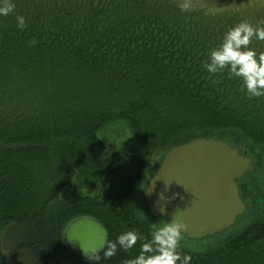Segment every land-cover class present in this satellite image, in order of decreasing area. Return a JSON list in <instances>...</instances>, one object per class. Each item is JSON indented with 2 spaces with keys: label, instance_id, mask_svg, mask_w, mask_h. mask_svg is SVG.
<instances>
[{
  "label": "trees",
  "instance_id": "obj_1",
  "mask_svg": "<svg viewBox=\"0 0 264 264\" xmlns=\"http://www.w3.org/2000/svg\"><path fill=\"white\" fill-rule=\"evenodd\" d=\"M245 1L192 0L181 12L182 0H10L15 10L0 16V264L16 256L25 264H125L141 241L85 258L65 245L63 231L90 217L108 242L132 230L148 238L135 190L151 161L175 146L221 140L264 168V97L250 99L239 80L204 67L230 28L264 26V6ZM250 47L264 52V41ZM115 122L131 131L127 148L98 138ZM259 178L236 182L253 213L241 231L203 253L179 247L191 264H264Z\"/></svg>",
  "mask_w": 264,
  "mask_h": 264
},
{
  "label": "water",
  "instance_id": "obj_2",
  "mask_svg": "<svg viewBox=\"0 0 264 264\" xmlns=\"http://www.w3.org/2000/svg\"><path fill=\"white\" fill-rule=\"evenodd\" d=\"M252 165L251 158L221 140L200 138L175 146L163 156L142 193L148 214L165 223L175 218L187 226L183 235L190 239L221 233L246 211L236 182L255 171ZM62 238L85 258L94 257L85 254L91 249L100 250L96 255L103 252L108 242L105 228L90 217L71 220Z\"/></svg>",
  "mask_w": 264,
  "mask_h": 264
},
{
  "label": "clouds",
  "instance_id": "obj_3",
  "mask_svg": "<svg viewBox=\"0 0 264 264\" xmlns=\"http://www.w3.org/2000/svg\"><path fill=\"white\" fill-rule=\"evenodd\" d=\"M178 6L181 12L189 11L192 0H182ZM14 10L15 4L9 0L4 6H0V16H7ZM16 21L18 29L26 27L25 17L18 15ZM253 39L264 41V26L241 22L224 33L220 44L209 51L208 59L204 62V67L211 76L227 73L229 79L239 80L242 90L250 99L264 97V52L258 54L250 47ZM160 199H164L163 194ZM186 228L185 224L173 218L163 226L156 227L148 238L134 230L126 231L103 246V255L110 258L118 249L129 252L141 241L139 254L127 259L125 264H191V255L182 254L178 250ZM99 252V249H91L85 254L95 256Z\"/></svg>",
  "mask_w": 264,
  "mask_h": 264
},
{
  "label": "rangeland",
  "instance_id": "obj_4",
  "mask_svg": "<svg viewBox=\"0 0 264 264\" xmlns=\"http://www.w3.org/2000/svg\"><path fill=\"white\" fill-rule=\"evenodd\" d=\"M241 1L244 2V0H241ZM245 2H248L249 6L251 7L256 6L257 8H260L264 6V0H246ZM98 138L106 148L111 147V146L118 147V148H127L132 143L131 131L126 125V123L124 122H115L113 124L105 126L98 133ZM118 148H116L115 150L116 152L119 151ZM256 154H258L257 151H256ZM259 158L262 161V157L260 155H259ZM154 160L161 161L158 159H154ZM154 160L151 161L149 167L146 170L145 176L143 177L141 182L137 185L136 190H135V195H134L135 213L137 217L139 218V220H141L145 225H147L152 231L155 230L156 227H161L165 224L162 218L152 217L148 214V210H147L146 204L142 196V193L146 189L150 178L152 177V175L158 168V166L155 165ZM252 166L255 171L253 173H247V174H253V176H255L256 178L260 177L257 180V182L254 184V187L258 193L257 197L254 198V200L256 201V203H259V204L261 203L264 205V168L260 163V167H262V169L260 168L257 171V165L255 164L254 161H253ZM248 203L247 204L245 203L246 211H247ZM251 203H254L253 200H251ZM246 211L244 215H242L243 216L242 219H238L237 222L232 227H230L229 229L221 233L208 236L205 238H201V239H190L182 235V239L180 241L179 247L185 250H188L192 253H203L204 251H207L208 249L218 244L220 241L228 238L230 235L241 231L246 226V224L253 217V213H251L250 211H247V212ZM14 238L15 236L13 234L9 235L7 237L8 244H11ZM1 241H2V234H0V245L2 244ZM7 255H10L9 251L7 252ZM8 261H9V264H25L23 260L19 261L17 256H16V259L10 258V260Z\"/></svg>",
  "mask_w": 264,
  "mask_h": 264
},
{
  "label": "flooded vegetation",
  "instance_id": "obj_5",
  "mask_svg": "<svg viewBox=\"0 0 264 264\" xmlns=\"http://www.w3.org/2000/svg\"><path fill=\"white\" fill-rule=\"evenodd\" d=\"M159 162H160V161H156V162H155V165L158 166V165H159ZM236 184H237V183H236Z\"/></svg>",
  "mask_w": 264,
  "mask_h": 264
},
{
  "label": "bare ground",
  "instance_id": "obj_6",
  "mask_svg": "<svg viewBox=\"0 0 264 264\" xmlns=\"http://www.w3.org/2000/svg\"><path fill=\"white\" fill-rule=\"evenodd\" d=\"M239 192V191H238ZM238 220V219H237ZM237 222V221H236Z\"/></svg>",
  "mask_w": 264,
  "mask_h": 264
}]
</instances>
